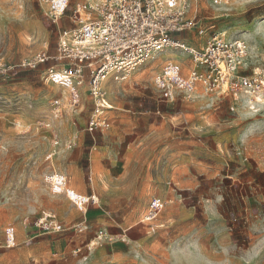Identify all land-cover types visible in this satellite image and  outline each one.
I'll list each match as a JSON object with an SVG mask.
<instances>
[{
    "label": "rangeland",
    "instance_id": "1",
    "mask_svg": "<svg viewBox=\"0 0 264 264\" xmlns=\"http://www.w3.org/2000/svg\"><path fill=\"white\" fill-rule=\"evenodd\" d=\"M83 1L69 0L53 23L41 0H0V264H21L16 247L3 246L6 228L25 232L44 213L79 235L70 264H264V103L251 109L217 93L163 102L154 74L188 59L163 53L106 80L111 127L91 130L87 83L75 95L45 74ZM189 3L188 18L206 32L180 37L196 46L218 32L243 38L248 70L264 69V0ZM43 52L53 58L23 65ZM55 174L69 194L54 191ZM91 194L98 204L84 203ZM154 197L165 207L143 221Z\"/></svg>",
    "mask_w": 264,
    "mask_h": 264
},
{
    "label": "built area",
    "instance_id": "2",
    "mask_svg": "<svg viewBox=\"0 0 264 264\" xmlns=\"http://www.w3.org/2000/svg\"><path fill=\"white\" fill-rule=\"evenodd\" d=\"M189 1L85 0L78 3L71 16L76 26L62 31L56 55L60 62L47 68V80L65 86L75 95L78 86L87 83L96 105L89 128L109 129L111 122L104 114L109 108L105 99L106 80L123 81L134 70L170 50L186 54L189 62L169 60L154 74V84L163 102L217 93L244 98L251 109L258 110L264 103V69L248 70L251 54L247 41L218 32L205 45L196 46L180 37V33L194 28L199 35L206 32L198 21L188 18ZM41 2L46 3V15L53 23L63 17L69 6V0ZM213 2L221 5L222 0ZM51 58L43 52L23 65L35 68ZM55 175L48 177L54 191L65 189L69 194L66 178ZM88 201L98 204L100 199L91 194L84 203ZM164 207L162 198H152L143 221L157 219ZM34 225L42 231L63 230L52 213H44ZM5 245H16L14 225L5 230Z\"/></svg>",
    "mask_w": 264,
    "mask_h": 264
},
{
    "label": "crops",
    "instance_id": "3",
    "mask_svg": "<svg viewBox=\"0 0 264 264\" xmlns=\"http://www.w3.org/2000/svg\"><path fill=\"white\" fill-rule=\"evenodd\" d=\"M165 54H172L174 57V52L172 51H167ZM182 58L184 59V57H181V61L189 62L188 59L182 60ZM100 215L97 216V220H93V223L96 221L99 224L102 219ZM23 225L25 228L20 227V229H26V231L19 233L17 228L15 246L7 247L5 245V234L3 239L5 248L12 249L16 247L15 250L10 251H14L16 256H20L18 259H20L21 264H70L73 261L72 255L69 259L64 258H67L68 250H74L73 247L78 244L79 235L72 232L42 231L32 225V223Z\"/></svg>",
    "mask_w": 264,
    "mask_h": 264
},
{
    "label": "bare ground",
    "instance_id": "4",
    "mask_svg": "<svg viewBox=\"0 0 264 264\" xmlns=\"http://www.w3.org/2000/svg\"><path fill=\"white\" fill-rule=\"evenodd\" d=\"M107 103V102H106ZM108 106V105H107Z\"/></svg>",
    "mask_w": 264,
    "mask_h": 264
}]
</instances>
